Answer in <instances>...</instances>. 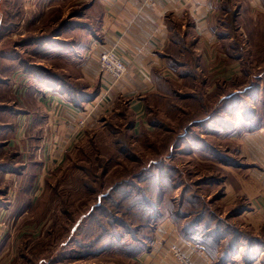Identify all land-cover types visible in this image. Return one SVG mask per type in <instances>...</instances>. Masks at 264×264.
Returning <instances> with one entry per match:
<instances>
[{"label": "rangeland", "instance_id": "1", "mask_svg": "<svg viewBox=\"0 0 264 264\" xmlns=\"http://www.w3.org/2000/svg\"><path fill=\"white\" fill-rule=\"evenodd\" d=\"M79 1L0 0V53H11L17 60L23 61V64H29L33 60L39 67L61 73L65 83L80 86L66 70L53 68V60L45 57L40 59L37 48H34L35 42L41 37H49L61 25H69L72 21L79 20L86 4L82 2L85 0H81L82 3ZM249 3L248 0L240 3V16L231 21L235 37L226 40V43L235 42V51L241 53L242 59L232 62L233 59L225 55L223 38L217 39L219 42L206 36L200 40L195 38L200 50L197 78L193 83L176 75L169 81L159 78L160 89L157 87V90L145 93L146 114L142 117L144 122L135 118L129 108L128 98L117 95L109 104L101 107L102 111L97 112L93 127H86L82 132V139L76 141V144L73 143L75 146H71L73 148L70 152L67 151L64 155L62 152L63 157L59 161L49 163L47 150L41 148L39 151L41 137L31 147L30 152L24 150L22 158L29 160L26 165L29 174L25 179L17 180L12 175L4 181L0 176V264H133L129 255L122 252L125 246L118 245L117 242L111 244L113 250L108 254L93 255L92 251L79 248L72 242L78 235L77 231H72V227L82 215L79 228L81 224H87L89 218L84 214L88 208L99 201V194L110 193L108 198L101 197L100 203L106 206L110 214L114 212L126 221L120 231L130 234L125 243L132 242V232L129 229L133 231L135 228L129 226L131 213L121 202L120 205L117 204L119 199L112 193L111 188L159 159L173 167L174 181L177 182L175 187L179 186L173 192L176 204L180 203L184 183L190 182L202 197L205 206L218 216L231 221L235 214V203H230L225 193L232 179L236 180L237 174L242 172L240 168L245 167V160L237 154L235 143L218 132L229 126V115L214 114L209 120L197 123L191 121L187 132L189 136L186 138L190 144L175 146L168 155L165 153L158 156L153 143L160 141L161 133L165 135L164 131H158L165 124L176 128L177 124L189 116L188 111L196 107L192 94L211 103L209 105H212V109L209 105L206 109L208 114L215 109L219 94L241 91L252 83L251 80L254 81L252 75L264 71V15L256 9L252 12ZM180 32L182 37L183 31ZM188 37L184 42L192 48L194 38L192 35ZM5 64L6 60L0 56V76L8 79L9 94L14 99H9L6 90H1L0 105L19 101L18 106H21L20 93L23 84L20 78L18 80L11 77V73H25L27 70L18 68L6 72ZM31 70L37 75L44 73L40 69ZM242 70L249 74L242 73ZM235 74L238 75L233 80L232 76ZM223 78L228 81L222 82ZM201 91L206 95L211 94L206 96ZM263 91L264 84L245 97L240 95L238 102L241 113L260 111L264 99ZM214 92L218 95L214 96ZM137 95L139 94L136 93L135 96ZM33 108L36 110L37 106ZM197 109L200 114L195 119L203 117L200 116L201 106ZM15 116L9 113L2 123H10L12 119L15 120ZM153 120L158 122L157 126L153 125ZM141 121L146 128L144 132L139 129ZM7 134L8 132H4L3 138H0L1 162L13 161L15 157L14 150L4 148ZM32 136L36 135L31 134ZM31 140L34 141V138ZM198 141L202 143H197ZM214 152L221 153L229 161H237L239 166L222 163ZM43 158L44 168L41 162H37ZM238 200L240 199L236 202ZM104 225L108 227V221L105 220ZM82 234L79 237H83ZM91 238L92 236L86 241Z\"/></svg>", "mask_w": 264, "mask_h": 264}, {"label": "crops", "instance_id": "2", "mask_svg": "<svg viewBox=\"0 0 264 264\" xmlns=\"http://www.w3.org/2000/svg\"><path fill=\"white\" fill-rule=\"evenodd\" d=\"M82 2L86 4L78 17L79 20H74L69 25H61L63 28L59 27L49 37H41L34 47L37 48L40 59L45 57L53 60V68L66 70L80 86L71 85L70 90L73 91H68L55 81L51 82L46 78L40 80L35 74L32 76L27 72L18 71L11 73V77L18 80L20 78L23 84L20 93L22 103L21 106H18L19 101L11 103L19 108L20 112H16L15 120L10 122L12 127L5 131L8 134L4 148L19 154L16 162L21 165V169L17 173L0 170L4 181L12 175L17 180L25 179L29 174L26 166L29 160L22 158L23 152H30L40 137L39 151L41 148L47 150L49 163L59 161L65 152H70L75 146L73 143L82 139L85 128L93 127L97 112L102 111L101 107L109 104L117 95L127 97L133 115L137 120H142L146 114L145 93L157 90V78L172 80L175 75L168 67L166 58L162 56L163 53L167 56L173 46L174 35L180 36V31H183V35H192V50L196 53L200 65V50L195 38L200 40L206 36L216 41L223 38L225 52L226 37L217 33L222 27L221 19L228 12V5L235 10L237 19L241 13L240 3L244 0ZM249 5L252 12L256 9L264 15V0H251ZM238 29L240 30V26ZM49 39L51 41H48ZM114 44L127 65L126 74L115 83L99 65L100 53ZM238 60L240 59H233L232 62ZM29 63L38 64L33 60ZM94 92L97 95L92 100H87V96ZM136 93L139 95L135 96ZM99 95H104L101 103L81 126L79 120L84 116L82 107ZM36 106L35 110L33 107ZM4 115L8 117L9 112ZM135 123L136 121L134 126ZM31 134L36 136L31 137ZM30 137L34 138V141ZM229 140L235 143L237 154L244 158L245 167L240 168L242 172L237 174L239 188L229 185L225 197L227 196L233 205L242 197L249 205L239 213L234 210L231 221L220 215L224 224L237 229L234 250L220 251L219 246L216 248L212 245L216 240L225 239L223 235L212 237L211 241L197 245L185 236L188 230L184 220L166 218L153 227V235L147 244L145 243L140 251L129 255L133 264H180L169 252L171 244L176 245L194 264H264V125L242 134H232ZM39 160L37 162H41L44 168V158Z\"/></svg>", "mask_w": 264, "mask_h": 264}, {"label": "trees", "instance_id": "3", "mask_svg": "<svg viewBox=\"0 0 264 264\" xmlns=\"http://www.w3.org/2000/svg\"><path fill=\"white\" fill-rule=\"evenodd\" d=\"M226 8L228 9V12L221 19L222 27L219 28L217 33L220 36L226 37L227 40V38L235 37L231 21H235L236 19L235 10H232L229 5ZM187 39H189L187 34L183 35L182 37L175 34L173 37V46L167 52V56L165 53H163L162 56L166 58L168 67L178 78L193 83L197 78L196 75L199 73V61L198 58L194 56L196 53L192 50V48L189 47V45L184 42L187 41ZM225 47V52L230 58L242 59L241 53L235 51V42L226 43ZM0 56H3L6 60V64L4 65L6 72H12L13 69L18 68L25 69L27 70L25 72L32 75L35 74L40 80L46 78L51 82L55 81L59 83L63 89L73 91L70 90L71 84H67L62 80L63 78L61 77V73L55 71L52 72L48 69L39 67L36 64H27L25 62L23 64V61H19L14 58L11 53H0ZM31 69H40L39 71H43L44 73H42L43 75H37ZM241 72L246 73L244 70ZM248 74L249 73H246V75ZM237 75L238 74L232 76L234 78L233 80H235ZM252 78H254V81L251 80ZM252 78L250 79L252 83L239 91L240 93L237 90H234L223 95L219 94L215 109L208 114H206V109L210 102H207L205 99H199L198 95L195 93V95L192 94L196 101V107L199 108L201 106L202 108V114L200 116L203 117L195 119V117L200 114V112L194 106L193 109L188 111L189 116H187L192 120H188L187 117H185L183 121L175 126L176 128H171L165 124L163 129H159L158 131H164L165 135L164 133H161V137H159L160 141L157 144L153 143V147L156 149L158 156L165 153L168 155L175 146H180L182 144L188 146L190 142H187L188 140L186 138L189 136L187 132L190 122L192 121L197 123L200 121L209 120L214 114L229 115L228 117L230 120V125L218 131L220 134H222V137L229 138L232 134H242L243 132L254 127L264 125V99L262 101L263 104L259 108L260 111L255 110L252 112L250 110V113L249 111L241 113L240 110L238 98L241 97L240 95L245 97V95L251 94L252 90H257L259 89L260 85L262 86V84H264V71L255 76L252 75ZM157 80H159V78H157ZM165 80L169 81L170 79ZM227 81L228 80L224 78L222 80V82ZM7 83L8 79L0 76V91L6 90V94L9 99L13 100L11 94H9ZM159 83L160 81L158 84ZM218 85H220V83L217 84V86ZM158 87L160 89V86ZM200 93L206 95L203 91ZM96 95V92L88 95L87 97L89 99L87 100H92ZM213 95L217 96L218 94L217 92H214ZM209 106L210 109H212V105ZM6 112L17 114L16 112H20V109L14 107V104L11 103H4L0 105V138H3V133L12 127L11 123H2L5 118L4 113ZM187 122L188 124H186ZM157 124L158 122L153 120V125L157 126ZM140 129L141 132L146 131V128L143 124L141 125ZM178 130H181V132L178 133ZM179 137L180 140H177ZM197 143H202V141H198ZM5 144L6 142L4 145ZM13 152L15 156L13 161H0V170L15 173L20 172L21 165L16 162L19 154L16 151ZM214 153L221 161H223L222 163L224 164H239L235 160L229 161L227 157L223 156L219 152L218 154L216 152ZM172 170L173 167L169 163L166 162L165 164L163 163L162 159H159L153 163H150L148 168L142 169L141 171L134 173L132 176L122 179L118 184H116L114 188H111V190H113L112 193L114 192V195L119 199L117 204L120 205L121 202L125 208L128 209V212L131 213L132 218H130L128 221L129 226L135 228L132 229L133 231L129 229V231L132 232V242L125 243L130 234L126 231H120V228L126 225V221L120 218L114 212L110 214V212L106 210V206L100 203L101 197L108 198L110 193L99 194V201H96V203L92 204L88 208L84 214L85 217L89 218L87 224H81L79 228V222L82 220L83 215L77 219L76 222H74L72 231H77L78 235L72 239V242L79 248H83V250L92 251L91 253L93 255L112 253L113 249H111V244H113V242H117L118 245L125 246L122 248V252L124 254L127 253L128 255H132L136 251H140L143 248L144 244L142 242L147 244L153 235V227L157 223L163 219L172 218L176 221L184 219L185 228L188 230L185 236L192 239L197 245L201 244L202 242L206 243L207 241H211L212 237L215 238L218 235H223L225 239L216 240L212 243V245L216 248L219 246L220 251L234 250L236 243L235 241L237 238L236 227L232 228L230 225L224 224V221L221 219L220 215L218 216L217 213L211 211L208 206H205L202 197L196 192L194 186L190 182L184 183L185 187L181 189L180 203L176 204V201L173 199V192L174 189L178 188L179 186L175 187L177 182L174 181V174ZM141 183L144 185L142 186ZM230 185L234 186L236 189L239 188V183L237 180L232 179ZM239 199L240 200H238V202H235L236 213H239L243 209L249 207L242 197ZM105 220L108 221V227L104 225ZM81 229L82 231L80 232ZM81 233H83V237H79ZM90 236H92V238L90 241H88V243L86 239H88ZM129 249H131V251H127Z\"/></svg>", "mask_w": 264, "mask_h": 264}, {"label": "built area", "instance_id": "4", "mask_svg": "<svg viewBox=\"0 0 264 264\" xmlns=\"http://www.w3.org/2000/svg\"><path fill=\"white\" fill-rule=\"evenodd\" d=\"M99 65L103 72L108 74L112 78L113 82H117L124 77L127 72V65L125 61L120 57L117 51L116 44L108 46L99 55ZM104 95H99L92 102L86 103L82 108L84 116L79 120V124L83 126L89 115L92 114L96 106L101 103ZM171 252L180 264H194L186 255H184L179 248L171 244L169 247Z\"/></svg>", "mask_w": 264, "mask_h": 264}]
</instances>
